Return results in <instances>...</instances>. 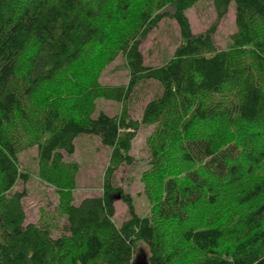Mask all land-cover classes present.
<instances>
[{
	"label": "trees",
	"instance_id": "16d2710c",
	"mask_svg": "<svg viewBox=\"0 0 264 264\" xmlns=\"http://www.w3.org/2000/svg\"><path fill=\"white\" fill-rule=\"evenodd\" d=\"M199 1L0 0V264H134L138 243L149 250L147 264H180L185 252L195 257L190 264H262L264 0H215L216 22L194 34L186 11ZM232 1L237 32L223 51L213 36ZM168 5L173 12L158 13ZM168 17L182 42L166 65L146 67L142 41ZM96 46L108 48L101 61L123 53L129 86L87 87L71 79V88L37 97L33 117L31 99ZM146 81L157 82L161 93L145 106L141 123L126 108L121 117H92L96 97L125 106ZM141 124L155 127L149 145L156 211L140 217L126 195L129 220L118 228L111 196L121 190L111 180L133 164ZM84 134L112 149L104 195L78 205L68 198L57 237L26 225L27 192L13 191L29 180L19 154L37 145L41 177L73 189L62 152L72 155Z\"/></svg>",
	"mask_w": 264,
	"mask_h": 264
},
{
	"label": "rangeland",
	"instance_id": "374dc122",
	"mask_svg": "<svg viewBox=\"0 0 264 264\" xmlns=\"http://www.w3.org/2000/svg\"><path fill=\"white\" fill-rule=\"evenodd\" d=\"M214 2L215 0H200L186 11L194 34L206 32L216 22L218 15ZM163 12H173V9L168 5L158 13ZM236 32V4L232 1L227 14L219 22L213 36L216 47L223 51L231 48L232 36ZM181 42L178 23L172 18H165L142 41L140 49L144 56L145 66L159 68L166 65L173 58ZM107 49L104 46L89 49L81 61L41 89L34 100L31 99L33 104L31 115L34 117L37 97L46 91L61 93L67 88H71V79L87 87H93L96 83L102 87H128L132 75L126 58L118 50L101 61L100 58ZM115 49L117 50V48ZM32 53L33 49L30 47L22 58L20 68L26 67L27 60ZM160 93L161 87L157 82L146 81L134 89L125 106L112 99L96 97L92 117L97 118L102 112L112 117H121L124 108H126L131 119L141 123L145 106ZM154 130V126L140 125L130 153L133 164L120 167L111 180L113 186L121 190V192L115 191L111 196L116 209L113 222L118 228H121L129 220V208L124 201L126 195L133 199L136 213L140 217L150 216L156 211L158 178L151 169L149 145ZM35 134L36 129L34 128L32 135L35 136ZM32 135L30 134L29 140L33 138ZM74 143L75 152L72 155H68L65 151L62 152L67 165L66 174L68 177L74 176L75 186L73 189L59 187L41 177L37 145L27 147L18 156L21 172L29 176L27 183L19 181L13 188L14 192L24 190L27 192V197L23 202L27 217L25 224L45 226L52 231L55 237L60 235L66 222L64 207L68 198L71 199V203L78 205L87 197H102L104 195L112 149L102 145L98 137L85 134L79 136ZM258 174H264V169ZM149 256V250L143 243H138L135 246L134 264H140L141 260L147 261ZM194 259L192 254L185 252L180 264H190Z\"/></svg>",
	"mask_w": 264,
	"mask_h": 264
},
{
	"label": "water",
	"instance_id": "95a60500",
	"mask_svg": "<svg viewBox=\"0 0 264 264\" xmlns=\"http://www.w3.org/2000/svg\"><path fill=\"white\" fill-rule=\"evenodd\" d=\"M140 264H147V261L146 260H141Z\"/></svg>",
	"mask_w": 264,
	"mask_h": 264
}]
</instances>
